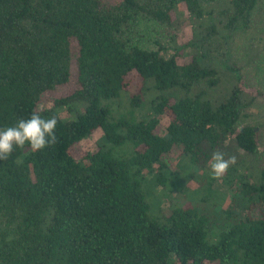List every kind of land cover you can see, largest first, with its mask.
<instances>
[{"label":"trees","instance_id":"1","mask_svg":"<svg viewBox=\"0 0 264 264\" xmlns=\"http://www.w3.org/2000/svg\"><path fill=\"white\" fill-rule=\"evenodd\" d=\"M257 29L264 0H0V129L33 111L58 120L55 145L0 160V264H264V163L240 124L255 97L232 53ZM217 151L236 163L213 180ZM195 167L200 187L166 213Z\"/></svg>","mask_w":264,"mask_h":264},{"label":"rangeland","instance_id":"2","mask_svg":"<svg viewBox=\"0 0 264 264\" xmlns=\"http://www.w3.org/2000/svg\"><path fill=\"white\" fill-rule=\"evenodd\" d=\"M181 19L185 20L183 16L178 19V21L176 22L177 30H172V36L176 40L177 34L182 40L181 42H185L190 38L189 30L191 28L190 26H184L185 24L182 22ZM259 26L262 27L261 25ZM153 41L154 37L150 35V37L147 38L145 40V43L143 44L145 49L157 48L153 44ZM165 46L170 49L168 51L169 54L173 52L172 49L174 47V43L166 41ZM232 53L237 55L240 64H242L241 74L243 86L247 89V91L251 93V95L255 97V100L251 107L246 110L247 117L241 118L240 124H250L255 127L258 135L260 157L262 162L264 163V31H259L257 29L251 30L245 34L237 35V37L232 42ZM185 54H187V50L185 51ZM246 58L249 59L247 60ZM61 93L64 94L65 92ZM48 95L49 96H45V100L39 103L38 108H48L51 106L49 98L51 99L56 95ZM61 114L62 116H65V113ZM135 114L138 117V120L148 119L151 116L150 111L148 110V106L146 104H143L139 109H136ZM167 123L168 119L162 117L160 123L156 128V133L159 135H163ZM100 136L101 132H98L97 134L87 139H84L71 149V154L77 159L82 157L87 152L95 151L97 148L96 143L99 140ZM178 151L179 149H177V151L174 150L171 156L167 159L168 164H170L172 167V171L176 173H180L175 166L179 158L177 154ZM240 155H242V153H240ZM202 172L203 171L199 168H193L191 178L187 180L186 185L181 191L165 192L166 195L169 196V198H165L162 201L161 207L166 213H168L169 206L171 204L185 205L188 203V197L185 196L186 191H193L200 187L199 179L201 178ZM167 180L170 182L172 179L167 178ZM211 188L213 191H217L223 195H230L229 189L220 181L214 182ZM157 189L160 190L161 187Z\"/></svg>","mask_w":264,"mask_h":264},{"label":"clouds","instance_id":"3","mask_svg":"<svg viewBox=\"0 0 264 264\" xmlns=\"http://www.w3.org/2000/svg\"><path fill=\"white\" fill-rule=\"evenodd\" d=\"M57 123L55 116L45 118L39 111H33L30 118L20 119L15 125L0 129V160H7L15 148H23L26 144L34 152L55 145ZM235 163V156L225 159L224 153L214 152L210 161L211 179H220Z\"/></svg>","mask_w":264,"mask_h":264}]
</instances>
